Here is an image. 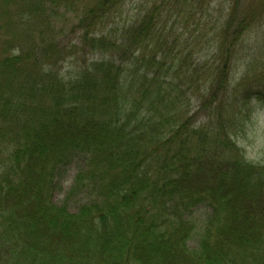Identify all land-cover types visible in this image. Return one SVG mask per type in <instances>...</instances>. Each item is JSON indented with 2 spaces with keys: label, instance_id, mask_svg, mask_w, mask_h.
Returning a JSON list of instances; mask_svg holds the SVG:
<instances>
[{
  "label": "trees",
  "instance_id": "16d2710c",
  "mask_svg": "<svg viewBox=\"0 0 264 264\" xmlns=\"http://www.w3.org/2000/svg\"><path fill=\"white\" fill-rule=\"evenodd\" d=\"M0 1V264H264V70L230 80L264 0Z\"/></svg>",
  "mask_w": 264,
  "mask_h": 264
},
{
  "label": "rangeland",
  "instance_id": "374dc122",
  "mask_svg": "<svg viewBox=\"0 0 264 264\" xmlns=\"http://www.w3.org/2000/svg\"><path fill=\"white\" fill-rule=\"evenodd\" d=\"M77 23L78 14L75 13V11L71 9L69 11L65 9L61 10V16L57 20V25L58 29L62 30L63 35L60 46L64 47V49L65 47L70 48L72 42H74L75 39L79 37V35L74 34L72 30ZM2 33L4 34V32L0 30V37L3 36ZM2 42L3 40L0 39V44ZM78 57L79 56H77V58ZM83 57L84 55H82V58ZM262 63H264V23L260 26L253 27L252 31L248 35H244V40L242 41V61H239L234 67L233 73H230L232 86L234 85V83L239 82L242 77L247 76V69L250 66H255L256 72L263 71L264 64ZM71 65H74V62L62 63L60 67L63 71H66L67 66L70 67ZM210 74L212 75V72H210ZM246 82L249 83L250 80H246L245 83ZM219 98L222 99L223 95L220 94ZM254 109V114L252 118H250V120L246 122V127L242 126L241 121V124L237 129L238 133L234 138L236 140L238 148L241 150V154H244L248 162L264 165V106L261 104H256L254 106ZM189 110L191 116L194 119L195 126L207 123V112L205 110L199 109L198 102H196L195 104L194 100ZM80 165L81 164L77 163L69 168L62 183V187H64V190L62 191V193H59L55 196L54 201L57 204L62 203L64 199H66V195H68L71 187L74 186L75 177L79 173ZM81 199V196H77L70 201L72 212L75 211L77 206L81 204ZM206 212L207 210L203 208V210H198L193 216L196 222L200 224V232H202L203 228L202 222L206 220ZM191 244L196 245V242L192 240Z\"/></svg>",
  "mask_w": 264,
  "mask_h": 264
}]
</instances>
